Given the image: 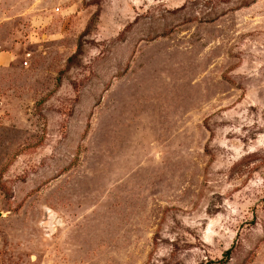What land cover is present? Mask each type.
Here are the masks:
<instances>
[{"label": "rangeland", "instance_id": "374dc122", "mask_svg": "<svg viewBox=\"0 0 264 264\" xmlns=\"http://www.w3.org/2000/svg\"><path fill=\"white\" fill-rule=\"evenodd\" d=\"M0 51V264H264V0H0Z\"/></svg>", "mask_w": 264, "mask_h": 264}, {"label": "crops", "instance_id": "0c3cea01", "mask_svg": "<svg viewBox=\"0 0 264 264\" xmlns=\"http://www.w3.org/2000/svg\"><path fill=\"white\" fill-rule=\"evenodd\" d=\"M11 57L10 52L8 51H0V62L5 63L7 62Z\"/></svg>", "mask_w": 264, "mask_h": 264}, {"label": "trees", "instance_id": "16d2710c", "mask_svg": "<svg viewBox=\"0 0 264 264\" xmlns=\"http://www.w3.org/2000/svg\"><path fill=\"white\" fill-rule=\"evenodd\" d=\"M229 251V249H227V252Z\"/></svg>", "mask_w": 264, "mask_h": 264}]
</instances>
